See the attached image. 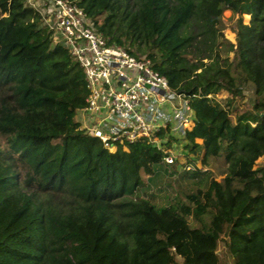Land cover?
I'll use <instances>...</instances> for the list:
<instances>
[{"label": "trees", "instance_id": "1", "mask_svg": "<svg viewBox=\"0 0 264 264\" xmlns=\"http://www.w3.org/2000/svg\"><path fill=\"white\" fill-rule=\"evenodd\" d=\"M77 1L190 97L185 146L227 171L218 180L172 164V178L196 181L190 192L164 205L138 196L162 150L139 138L110 153L81 128V67L25 0H0V264H220L222 235L233 264H264V0ZM220 3L252 16L251 27L237 19L226 66L191 55L213 47ZM246 83L254 101L233 115L216 94Z\"/></svg>", "mask_w": 264, "mask_h": 264}, {"label": "built area", "instance_id": "2", "mask_svg": "<svg viewBox=\"0 0 264 264\" xmlns=\"http://www.w3.org/2000/svg\"><path fill=\"white\" fill-rule=\"evenodd\" d=\"M41 25L52 33L81 67L88 90L78 112L80 127L97 137L110 153L139 138L162 150L161 162L192 172L187 151L176 142L194 125L190 97L170 86L146 55L129 52L96 29L77 0H25Z\"/></svg>", "mask_w": 264, "mask_h": 264}, {"label": "rangeland", "instance_id": "3", "mask_svg": "<svg viewBox=\"0 0 264 264\" xmlns=\"http://www.w3.org/2000/svg\"><path fill=\"white\" fill-rule=\"evenodd\" d=\"M225 5L223 3L218 4L220 14L217 17L215 25V39L214 45L209 50L207 43L203 42L200 46H195L191 50L192 56H203V61H210L212 58L217 57L220 60L221 66H226L231 63L234 59V48H235V27L236 21L241 16L242 22L248 27L252 26L251 14L241 13L238 14L232 8L231 10H224ZM261 22H257V30ZM222 34V36H221ZM216 98L225 106H230L233 115L236 112H241L247 108H250L254 101V86L251 83L242 84L234 92L230 94L225 90H221L216 94ZM78 114L76 115V119ZM178 150L187 151L188 155L184 157L188 161L193 162L196 166L200 167L202 171H209L212 176L218 180H221L227 171V166L222 163L220 158L210 159L206 165L201 163L203 149L202 146H198L194 150L190 147L185 146V141L176 142L175 144ZM183 150V151H184ZM262 159L256 161L257 164L262 162ZM174 176V175H173ZM178 176V177H177ZM177 178L173 181L169 170L163 163H157L153 166V173L150 175L142 174L144 184L141 189L137 192L138 196H152L151 199L157 205H164L169 203L173 197H183L185 193L190 192L195 186L196 181H193L189 177H180V175L174 176ZM191 220L190 218H188ZM217 254L219 257L220 264H233V257L228 252L225 244V236L222 235L218 242ZM180 260V258L178 257Z\"/></svg>", "mask_w": 264, "mask_h": 264}, {"label": "crops", "instance_id": "4", "mask_svg": "<svg viewBox=\"0 0 264 264\" xmlns=\"http://www.w3.org/2000/svg\"><path fill=\"white\" fill-rule=\"evenodd\" d=\"M196 142L199 144V145H201V143H202V140L201 139H196ZM203 154V153H202Z\"/></svg>", "mask_w": 264, "mask_h": 264}]
</instances>
